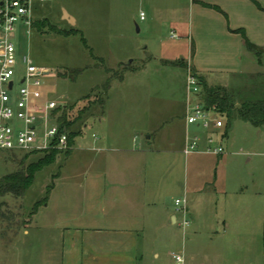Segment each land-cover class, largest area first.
Masks as SVG:
<instances>
[{
	"label": "crops",
	"instance_id": "1",
	"mask_svg": "<svg viewBox=\"0 0 264 264\" xmlns=\"http://www.w3.org/2000/svg\"><path fill=\"white\" fill-rule=\"evenodd\" d=\"M36 4L33 0V21ZM175 6L185 13L174 26L186 41L187 50L181 55L186 65H178L177 60L161 62L181 67L178 78L175 75L182 85L177 101L180 110L172 116L183 119L179 147L174 146L175 140L164 145L159 134L134 127V106L140 104L149 113V98L113 97L125 91L129 75L135 76L134 83L143 69L135 67L122 80L113 79L98 114L96 109L90 110L82 129L72 130L78 136L68 157L75 161L69 165L70 174L58 181H82L81 211L67 216L85 219V224L64 226L60 264H175L173 254L183 255L185 264H264L262 184L250 176L237 184L234 181V192L220 188L224 194L212 199L216 204L222 202L226 213L203 216L200 206L207 201L206 183L199 189L190 187L193 163L189 156L213 154H184L187 136L193 130L185 120L191 70L204 76L209 86L230 89V81L244 78L257 60L262 65L264 0H180ZM74 23L72 26H76L75 19ZM247 41L257 50H249ZM216 78L223 84L209 83ZM135 90V84L131 85L129 92L135 95ZM99 114L98 119L90 120ZM228 130L225 122L223 146ZM205 139L201 149L206 147ZM178 154L185 155L184 166L177 163ZM213 156L218 167L225 162L224 154ZM55 192L56 185L51 198ZM182 195L188 200V227L182 226L175 207V199Z\"/></svg>",
	"mask_w": 264,
	"mask_h": 264
},
{
	"label": "rangeland",
	"instance_id": "2",
	"mask_svg": "<svg viewBox=\"0 0 264 264\" xmlns=\"http://www.w3.org/2000/svg\"><path fill=\"white\" fill-rule=\"evenodd\" d=\"M179 1L37 0L33 10L34 21L48 19L62 30L75 28L81 33L64 37L48 28L40 30L18 25L14 42L20 53L29 57L36 66L53 70L43 78V87L35 89V104L57 102L59 114L55 110L54 115L59 119L61 114H66L75 121L72 130L78 132L88 120L89 111L96 109L98 114L102 107L107 93L104 84L109 77L122 73L124 67L132 70L139 67L143 69L139 78H135L133 83L132 77L135 76L129 75L125 91L113 97L149 98V113L140 104L134 106V127L159 134L164 145H170V141L175 140L174 146L178 148L183 119L181 115L178 119H172V116L180 110L177 101L182 85L175 78H178L181 67L161 61L177 60L178 65H184L181 55L183 50H187L186 41L174 26L177 19L185 16L183 10L179 11L175 6ZM65 12L75 19L76 26L63 20ZM101 60L103 64L99 62ZM261 63L259 65L257 60L254 70L250 68L241 80L230 81L233 87L229 90L234 92L237 106L245 98L264 96V56ZM121 64L124 67H120ZM75 69L84 70L76 80L61 76ZM106 69H110V73ZM200 76L205 80L204 76ZM214 82L223 84L219 78L209 83ZM133 84L137 88L135 95L129 92ZM121 108L127 109L126 106ZM99 116L90 120L95 121ZM225 122L229 133L224 141V163L220 162L218 167L213 155L189 156V163H193L189 171L190 187L199 189L201 184L206 183L204 194L207 201L200 206V214H209L210 218L216 211L221 216L226 213L224 204H216L212 197L224 194L220 188L234 192L237 181L243 177L249 179L251 176L261 183L264 194V128L257 129L237 117L231 122L225 118ZM76 140L79 143V137ZM76 145L77 148L79 145ZM68 155L67 152L58 154L54 164L38 172L32 187L23 197L7 195L0 198L4 213L0 218V264H60L64 226L85 224V219L67 216L68 213L81 211L83 192L79 184L82 181L79 178L70 183L61 179L58 181L70 174L68 168L75 158L71 159ZM44 156V152H0V179L25 170ZM250 158L252 161H248ZM176 160L178 164H186L185 155H176ZM212 177L216 179V184L214 180L209 181ZM55 185L56 192L51 198L48 187ZM45 198L48 203L34 212L35 205ZM261 231L264 237V213Z\"/></svg>",
	"mask_w": 264,
	"mask_h": 264
},
{
	"label": "built area",
	"instance_id": "3",
	"mask_svg": "<svg viewBox=\"0 0 264 264\" xmlns=\"http://www.w3.org/2000/svg\"><path fill=\"white\" fill-rule=\"evenodd\" d=\"M32 6L33 0H0V152H67L73 147L69 130L54 115L58 103L35 104L33 100L35 89L43 87V78L53 70L36 66L21 55L14 42L18 25L32 27ZM202 91L200 79L190 72L185 120L193 130L187 136L184 154L223 155L225 148L220 141L225 137V116L206 105ZM204 137L206 147L201 149ZM175 207L182 216V226L188 227L191 220L187 198H176ZM173 258L175 264H185L183 255L173 254Z\"/></svg>",
	"mask_w": 264,
	"mask_h": 264
},
{
	"label": "trees",
	"instance_id": "4",
	"mask_svg": "<svg viewBox=\"0 0 264 264\" xmlns=\"http://www.w3.org/2000/svg\"><path fill=\"white\" fill-rule=\"evenodd\" d=\"M32 27L39 28L40 30L48 28L51 32L61 36L77 35L81 33L78 29L75 28L71 29L70 31L62 30L55 25H52V23L48 19L33 21ZM83 41L85 42L84 39ZM246 43L249 50H257L249 41H247ZM99 62L101 64L104 63L103 60ZM181 63H184V65H186L183 61ZM120 67H124V64H121ZM131 70L132 69L128 67H124L122 69V73L109 77L108 81L104 84L106 92H108V90L110 89L111 81L113 79L122 80L124 78V74ZM83 71V69H75L70 71L69 73L61 74V76H63L64 78H69L71 80H76V78L81 75ZM106 71L107 73H110V69H106ZM191 72L201 81L203 87L202 98L207 106L215 107L220 113L225 116L228 122H231L235 117H237L238 119L251 124L255 128H264V96L256 98H245L237 106L234 92L225 87L209 86L208 83L203 80V77H201L196 71L191 70ZM58 112L59 110L55 111V113L59 114ZM58 121L63 127H66L69 130V144L73 147L74 140L76 136H78L77 133L72 131V126L75 121L70 120L66 114H61ZM70 152V150L67 151V154H70ZM60 153L62 152L56 149L45 151L44 158L37 163L31 164L25 170H19L2 177L0 179V198H3L7 195L23 197L26 191L32 187L36 174L42 171L47 166L54 164L57 155ZM51 189L52 186L48 187V193ZM46 202V198L38 202L34 207V212L38 209L39 206L45 204ZM3 214V204H0V218L3 217Z\"/></svg>",
	"mask_w": 264,
	"mask_h": 264
},
{
	"label": "water",
	"instance_id": "5",
	"mask_svg": "<svg viewBox=\"0 0 264 264\" xmlns=\"http://www.w3.org/2000/svg\"><path fill=\"white\" fill-rule=\"evenodd\" d=\"M65 15H66V17L68 18V21L72 24V25H74L75 23H74V19L71 17V16H69L66 12H65Z\"/></svg>",
	"mask_w": 264,
	"mask_h": 264
}]
</instances>
